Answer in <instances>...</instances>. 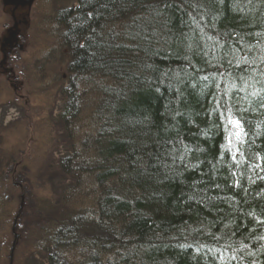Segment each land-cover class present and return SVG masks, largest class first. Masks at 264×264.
<instances>
[{
    "label": "trees",
    "instance_id": "obj_1",
    "mask_svg": "<svg viewBox=\"0 0 264 264\" xmlns=\"http://www.w3.org/2000/svg\"><path fill=\"white\" fill-rule=\"evenodd\" d=\"M69 1L56 16L69 48V83L53 81L62 89L63 104L50 119L65 127L73 141V131L80 129L82 114L89 110L85 97L91 93L95 132L82 141V152L76 148L59 158L63 170L75 178L71 191L64 193L69 199L74 194V202L61 211L47 200L39 209L45 210L46 220L37 213L39 234L34 244L42 247L47 264H264V179L259 178L264 177V108L255 102L249 105L251 97L229 92L224 97L232 102L239 99L248 109L244 115L247 164L237 167L227 150L226 121L215 111L214 99L225 90L219 72L225 73L230 85L228 73L240 75V69L227 63L230 57L223 56L225 51L242 44L258 63L264 56V0H189L203 4L207 35L202 37L197 30L183 43L176 39L181 27L175 8L156 15L158 9L152 6H183L184 0ZM104 2L107 9L100 6ZM166 20L171 21L172 31L165 29ZM132 33H156L149 39L159 54L149 56L144 50L148 41L133 38ZM166 35L171 37L167 41ZM208 35L218 40L214 51ZM186 55L189 61L182 59ZM146 59L160 69L195 65L188 69L191 78L176 85L183 98L175 89L170 92L166 86L144 81L145 76H153L141 68ZM218 62L223 68L212 67ZM201 76L209 80L201 81ZM204 84L209 85L207 96L197 95ZM173 116L178 128L171 135L178 131L194 150L189 157L198 167L180 169L166 179L147 155L154 146L142 144L151 145L162 125L173 124ZM136 120L144 124H134ZM17 158H12V166L23 165ZM6 167L0 157V184L19 176ZM82 174L88 177L84 186L89 191L79 186Z\"/></svg>",
    "mask_w": 264,
    "mask_h": 264
},
{
    "label": "rangeland",
    "instance_id": "obj_2",
    "mask_svg": "<svg viewBox=\"0 0 264 264\" xmlns=\"http://www.w3.org/2000/svg\"><path fill=\"white\" fill-rule=\"evenodd\" d=\"M70 4L69 0H37L31 9H25L24 21L20 22L24 48L9 50L5 54L6 63L0 68V157L7 169L19 172L16 179L0 184V264L10 261L12 221L21 193L27 195L26 212L19 221L21 237L13 264H47L42 247L34 244V236L39 234V225L35 224L37 213L40 220H46L45 210L40 213L39 209L47 200L54 202L56 209L61 211L69 202H74V194L71 193L69 199L64 193H68L75 178L63 170L59 158L73 154L77 149L82 152V141L88 133L95 132L92 116L95 98L91 93L85 97L89 99V110L82 114L80 129L73 131V141L65 127L54 125L50 119L58 115L63 95L62 89L53 81L67 83L66 65L70 57L56 16L62 7ZM19 19L22 21V16ZM12 25V13L0 0V62L4 57L1 42ZM9 67L16 73L13 81L7 80L9 72L5 71ZM13 157H19L23 165L12 166ZM25 187L31 191V196Z\"/></svg>",
    "mask_w": 264,
    "mask_h": 264
},
{
    "label": "snow or ice",
    "instance_id": "obj_3",
    "mask_svg": "<svg viewBox=\"0 0 264 264\" xmlns=\"http://www.w3.org/2000/svg\"><path fill=\"white\" fill-rule=\"evenodd\" d=\"M220 3H223L224 0H219ZM102 8L107 9L109 4L107 2L101 3ZM152 7L158 9L156 11V15H161L165 9L175 8L179 18H180V27L181 31L177 34L176 39L183 43L184 39L189 38L190 34L194 31H199L201 36L207 35L205 32V28L207 27V22L204 20L203 15L201 14V9L203 8V4L199 3H189V0H184V5H177L171 3H165L163 8H159L158 5H153ZM192 10L189 11L188 8ZM92 13H88L89 17H92ZM187 17V19H185ZM164 27L168 31H172V24L170 20H166L164 22ZM94 31V30H93ZM133 38H139L140 40L148 41V44L144 47L146 53H149V56L152 54H159L157 50L151 48V40L149 36H155L156 33H144L141 35L140 33H132ZM166 35V41L170 39ZM208 41L212 42V50H215L216 44L218 43L217 38L208 35ZM83 47V46H81ZM97 47H111V45H97ZM140 47V45H137ZM223 47V45H220ZM244 52L241 56L240 53ZM250 51V50H249ZM93 57L97 56L98 53H92ZM205 56L208 55L207 52L204 53ZM224 57H230L227 59V63L229 65H233L235 68L240 69V75L233 76L232 73H228V76L231 77V89L235 92L238 98L247 99V97H251V100H248L249 105H252L253 102L258 104L260 107L264 108V56L259 59V63L255 56H249L248 51H244L243 45L240 47H236L235 45L229 50L223 53ZM102 58V57H101ZM167 58V57H165ZM184 61H189L190 58L186 55L182 57ZM212 67L223 68V65L219 62ZM141 68L145 71H151L153 76H145L144 81L149 85L157 84L166 86L167 89L171 92L175 89L176 95L178 98H183L184 93L176 88V85L184 84L186 80H189L192 76V73L188 71L189 68H195V65L191 63H187L181 66L179 69L176 68H167L160 69L154 63H148L147 59L144 64L141 65ZM217 73H213V77L216 76ZM221 78L225 79L227 83V78L225 77V73L223 71L219 72ZM201 81H208V76H201L199 78ZM175 81V83H173ZM167 82V83H166ZM256 85H260L261 87L255 88ZM209 85L204 84L201 88V91L197 94L199 96H207ZM219 88V84L216 85ZM249 88H255L254 91L248 92ZM156 92H160L161 88L158 86L155 88ZM247 93V96L241 97V94ZM228 95L227 88L224 90L223 95L214 96L216 100V108L215 111L219 113V117L221 121H226L224 123V128L227 133L226 141H227V150L231 154V159L234 165L237 167L241 166V163L247 164V158L245 156V145L247 144L248 130L244 127L245 120L244 115L248 111L247 108L243 107L239 103V99L236 102H232L231 99L225 100L224 97ZM172 101H169V105ZM168 113H171V108H166ZM177 115H184L183 113L177 112ZM173 124L162 125V133L157 132L156 139L152 142V144L144 143L142 144L143 148L153 147L155 151L148 152L147 155L151 160L155 161L152 164V167H158V170L162 169L164 176L166 179H171L174 175H178L180 173V169L184 171L195 170L198 165L192 164L191 159L189 157V153L194 150L190 148L187 144L183 142L179 138L178 131L176 135H171L173 131L178 128V124L176 123V117H172ZM134 124H144V120H136L133 122ZM238 157L244 158L243 161L238 160ZM142 159V157H138V160ZM248 167H259V165H247ZM234 175V174H233ZM243 175V172L241 173ZM260 179H264V177H259ZM236 187L240 186V181H237ZM264 239V237H262ZM235 259V257H233Z\"/></svg>",
    "mask_w": 264,
    "mask_h": 264
},
{
    "label": "water",
    "instance_id": "obj_4",
    "mask_svg": "<svg viewBox=\"0 0 264 264\" xmlns=\"http://www.w3.org/2000/svg\"><path fill=\"white\" fill-rule=\"evenodd\" d=\"M35 0H3V3L6 4V5H10V6H13V12L15 14V11L17 10L18 7H31L33 4H34ZM18 24H16L14 27L10 28L9 29V33H8V36L5 37L3 39V42H2V47L3 49L5 47H7V45H13L14 42L17 40L18 38ZM25 203H26V200H25V196L24 195H21V203L19 205V209H18V213L17 215L15 216V219H14V225H13V228H12V232L14 234V240L12 242V247H11V250H10V264H13V261H14V254H15V250H16V246H17V242H18V238H19V234L16 233V229L18 227V218L21 216V215H24V207H25Z\"/></svg>",
    "mask_w": 264,
    "mask_h": 264
},
{
    "label": "bare ground",
    "instance_id": "obj_5",
    "mask_svg": "<svg viewBox=\"0 0 264 264\" xmlns=\"http://www.w3.org/2000/svg\"><path fill=\"white\" fill-rule=\"evenodd\" d=\"M68 7H62V9H67ZM18 35V38H17V40L14 42V44L12 45L13 46V49L14 48H20V49H23L24 48V46H23V43L21 42V35H20V33H18L17 34ZM5 55V54H4ZM3 55V56H4ZM67 73V72H66ZM66 75V74H65ZM223 88L224 89H226L227 88V90H228V92L229 93H231L233 96L234 95H236L235 94V92L231 89V85H230V83H226L225 85L223 84ZM61 112V111H60ZM83 176L80 178V183H79V186L80 187H82L85 191H89V187H87V188H85V186H84V184H85V182L88 180V177H86L84 174H82ZM71 187V186H70ZM92 187H93V185H92ZM95 187V186H94ZM71 191V190H70ZM71 194V193H70ZM69 207V205L68 206H66V207H63L62 209H64V208H68ZM64 210H66V209H64Z\"/></svg>",
    "mask_w": 264,
    "mask_h": 264
},
{
    "label": "flooded vegetation",
    "instance_id": "obj_6",
    "mask_svg": "<svg viewBox=\"0 0 264 264\" xmlns=\"http://www.w3.org/2000/svg\"><path fill=\"white\" fill-rule=\"evenodd\" d=\"M15 78H16L15 73H14V74H10V73H9V75L7 76V80H10V81H13V79L15 80ZM66 80H67V79H66ZM66 82L69 83V80H67ZM13 84H15L16 87L18 86V85H17V82H16V83H13Z\"/></svg>",
    "mask_w": 264,
    "mask_h": 264
}]
</instances>
